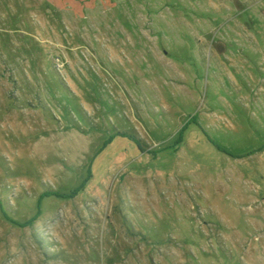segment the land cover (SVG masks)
<instances>
[{"label":"rangeland","instance_id":"374dc122","mask_svg":"<svg viewBox=\"0 0 264 264\" xmlns=\"http://www.w3.org/2000/svg\"><path fill=\"white\" fill-rule=\"evenodd\" d=\"M207 133L264 141V0H0V264H264Z\"/></svg>","mask_w":264,"mask_h":264},{"label":"crops","instance_id":"0c3cea01","mask_svg":"<svg viewBox=\"0 0 264 264\" xmlns=\"http://www.w3.org/2000/svg\"><path fill=\"white\" fill-rule=\"evenodd\" d=\"M264 142V141H263ZM261 142L258 146L256 147H252V148H247V149H243V150H236V149H230V151L233 153V155L231 154H227L229 155L230 157L232 158H236V159H248L250 158L252 155L254 154H257L258 153H263V156L264 157V143ZM259 178L261 180V185L260 187H258V192L260 194H264V177L260 176L259 175Z\"/></svg>","mask_w":264,"mask_h":264},{"label":"trees","instance_id":"16d2710c","mask_svg":"<svg viewBox=\"0 0 264 264\" xmlns=\"http://www.w3.org/2000/svg\"><path fill=\"white\" fill-rule=\"evenodd\" d=\"M119 134L120 135H123V136H129V134H126L125 132H119ZM207 135L209 136V139L212 141V142H214L215 143V145H217L223 152H225V153H227V154H231V155H233V153L229 150V149H227V148H225L224 146H222V145H220L218 142H216L208 133H207ZM112 138H114V136H110L108 139H106L105 140V142H104V145H106L107 143H110L111 142V140H112ZM181 141V140H180Z\"/></svg>","mask_w":264,"mask_h":264}]
</instances>
